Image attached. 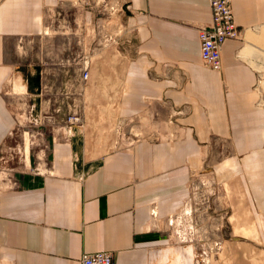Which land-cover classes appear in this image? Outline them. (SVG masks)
<instances>
[{
	"label": "crops",
	"instance_id": "obj_1",
	"mask_svg": "<svg viewBox=\"0 0 264 264\" xmlns=\"http://www.w3.org/2000/svg\"><path fill=\"white\" fill-rule=\"evenodd\" d=\"M71 1L0 0V159L18 151L8 98L15 76L30 71L25 81L37 104L44 82L20 55V41L32 50L48 17ZM231 6L240 34L223 43L218 73L201 63L198 48L196 27L212 23L208 0H127L124 22L136 31L117 117L142 122L145 138L95 158L67 129L37 130L42 146L24 148L28 165L0 189V264H80L99 252L114 264H188L192 247L168 244L166 226L189 199L203 154L218 153L225 156L211 165L215 181L243 192L264 256V0ZM156 106L169 108L153 116Z\"/></svg>",
	"mask_w": 264,
	"mask_h": 264
},
{
	"label": "rangeland",
	"instance_id": "obj_2",
	"mask_svg": "<svg viewBox=\"0 0 264 264\" xmlns=\"http://www.w3.org/2000/svg\"><path fill=\"white\" fill-rule=\"evenodd\" d=\"M126 2L72 0L48 17L32 50L30 42L21 39L20 55L39 71L44 82L38 104L30 83L25 81L30 71L26 78L16 75L18 85L12 84L8 89L17 118L11 145H18V151L4 154L9 172L0 169V174L21 171L24 160L28 165L24 148L35 151L39 148L36 145L42 146L40 139L37 142L33 136L39 129L58 133L67 129L70 135H79L86 155L95 158L145 138L142 122L117 117L123 71L134 48L136 31L124 22ZM84 72L88 73L85 82L81 80ZM95 85L100 88L94 89ZM167 109L156 106L153 116L165 114ZM34 114L40 116V121ZM203 155L204 163L187 183L189 199L177 214L171 215L174 227L166 226L167 243L184 251L192 247L188 264H264L260 248L263 235L243 192L238 186L233 193L229 183L215 181L211 165L222 162L225 155ZM37 159H41V154ZM237 238L251 241L257 249H242L234 242ZM182 258L187 262L186 257Z\"/></svg>",
	"mask_w": 264,
	"mask_h": 264
},
{
	"label": "bare ground",
	"instance_id": "obj_3",
	"mask_svg": "<svg viewBox=\"0 0 264 264\" xmlns=\"http://www.w3.org/2000/svg\"><path fill=\"white\" fill-rule=\"evenodd\" d=\"M208 1H209L210 10H211L212 23L208 27H206V26L196 27L198 48H199V53H200V61L203 65H204V63L201 60V52H200V49H201L200 30L214 28V31L216 33L212 35L214 38V41L212 44L211 52L212 53L218 52L220 59H221V47H222L223 43L228 39H234V38L239 37V34H240V30L238 29L237 25L234 22L231 0H230L229 7L226 9V12H227L226 16L228 17L227 19H221V18H223V12L221 10H219L217 7L219 0H208ZM229 25L231 26V28L229 30L225 29ZM232 33H235V34L233 36L229 37ZM219 38H223V39L220 40ZM221 68H222V61H220V67L218 69L219 71H217L218 73L221 72ZM87 74H88L87 72H84L83 75H81V80L83 82L87 79ZM70 121H71V119H70ZM6 159L7 158H5L3 156L0 159V161L9 163ZM2 170L5 171L4 169H2ZM6 171L9 172L8 169H6ZM10 180L11 179H10L9 173L1 172V174H0V188H5V189L10 188L12 186V183ZM179 216H181V215H179ZM173 222H175V220L172 221V219L170 218L168 221V225L169 226L172 225V227H174ZM99 256H102L103 258L110 259L112 264H114L112 255L110 253H107V252H99V253L84 255L80 260V264H85L87 261L100 262L102 259H100Z\"/></svg>",
	"mask_w": 264,
	"mask_h": 264
},
{
	"label": "built area",
	"instance_id": "obj_4",
	"mask_svg": "<svg viewBox=\"0 0 264 264\" xmlns=\"http://www.w3.org/2000/svg\"><path fill=\"white\" fill-rule=\"evenodd\" d=\"M230 0H219L217 7L219 10L223 12V18L221 19H227L228 17L226 16L227 12L226 9L229 7ZM231 26H227L225 29L229 30ZM216 32L214 31V28L211 29H202L200 30L201 34V60L202 62L210 67L214 71H219L220 67V61L221 59L219 58L218 52L212 53V44L214 41L213 34ZM235 33H232L229 37L233 36ZM222 40L223 38H219ZM86 76V75H85ZM100 259H102L100 262L96 261H87L85 264H112L111 260L108 258H103L102 256H99Z\"/></svg>",
	"mask_w": 264,
	"mask_h": 264
}]
</instances>
